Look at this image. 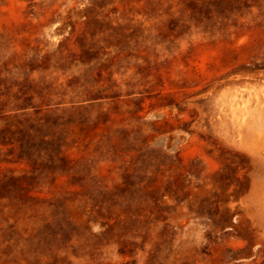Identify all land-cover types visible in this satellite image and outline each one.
I'll list each match as a JSON object with an SVG mask.
<instances>
[{"label": "rangeland", "instance_id": "374dc122", "mask_svg": "<svg viewBox=\"0 0 264 264\" xmlns=\"http://www.w3.org/2000/svg\"><path fill=\"white\" fill-rule=\"evenodd\" d=\"M0 264H264V0H0Z\"/></svg>", "mask_w": 264, "mask_h": 264}]
</instances>
